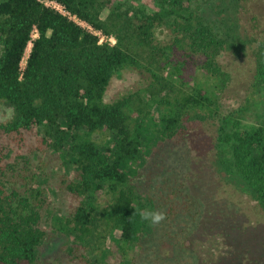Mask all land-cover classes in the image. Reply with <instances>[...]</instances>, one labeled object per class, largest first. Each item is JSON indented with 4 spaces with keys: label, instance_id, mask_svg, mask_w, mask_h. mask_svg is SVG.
Listing matches in <instances>:
<instances>
[{
    "label": "trees",
    "instance_id": "obj_1",
    "mask_svg": "<svg viewBox=\"0 0 264 264\" xmlns=\"http://www.w3.org/2000/svg\"><path fill=\"white\" fill-rule=\"evenodd\" d=\"M49 1L71 17L40 0L0 1V106L13 111L0 141L39 130L76 207L55 215L35 180L11 181L1 159L0 264H35L48 227L76 238L79 264H264V118L239 130L241 95L264 84V0H157L142 18L121 6L103 17L109 0ZM165 26L174 39L158 48ZM126 71L151 80L108 103ZM145 209L165 219L152 226Z\"/></svg>",
    "mask_w": 264,
    "mask_h": 264
},
{
    "label": "rangeland",
    "instance_id": "obj_2",
    "mask_svg": "<svg viewBox=\"0 0 264 264\" xmlns=\"http://www.w3.org/2000/svg\"><path fill=\"white\" fill-rule=\"evenodd\" d=\"M158 5L159 2L157 0H109V4L103 10V17H106L112 8L119 9V6H121L122 10L126 9L129 11L130 17L134 18V16L142 14L139 17L142 18L144 15L158 11ZM208 13L204 11V15ZM162 30L163 32L160 31L158 33L157 40L154 42L158 48L167 43L170 44L174 39V31L170 26H165ZM37 37V34H35L34 38ZM31 47L32 45H29L27 48L25 59L29 56ZM170 59L172 64H176L177 53L174 52ZM201 61L197 59L196 62ZM161 62L164 63L163 59ZM25 65L26 60L23 62V66ZM195 68L196 66H193V69ZM150 80V74H142L139 71L123 72L121 76L112 80L105 99L108 103H112L123 96L144 89ZM235 90L225 91L221 114L226 115L233 111L232 105L238 98L237 94L239 93ZM248 93L250 94L247 96L245 94L241 95L242 103L245 105L244 111L240 116L239 130L241 131H249L259 126L264 118V84H261L257 89L249 90ZM155 112L157 115L160 114V110L157 108ZM12 114V109L1 105L0 124L7 123L11 119ZM213 123L219 125V119L215 118ZM39 140V130L36 129L22 133V136H2V141H0V160L4 159L7 164L14 165L16 169L15 179L11 181H16L19 176L26 177L29 181L35 180L32 186L40 189L43 197L51 204L53 213L61 218H69L76 207L75 202L62 186L63 180L69 177V172L62 166V162L56 155H52L49 150L39 146ZM225 167L228 169L227 157H225ZM48 236L38 250L35 264H79L80 252H77V255H73L70 252L72 249L75 250L77 246L74 236L61 232V230L54 233L49 227ZM262 256L263 254L259 251L258 256H255V261L259 263Z\"/></svg>",
    "mask_w": 264,
    "mask_h": 264
},
{
    "label": "built area",
    "instance_id": "obj_3",
    "mask_svg": "<svg viewBox=\"0 0 264 264\" xmlns=\"http://www.w3.org/2000/svg\"><path fill=\"white\" fill-rule=\"evenodd\" d=\"M42 3H44L46 6L54 8L56 10H58L59 12H61L63 15H67L70 16L68 14V12L64 9L63 6H61L60 4L54 2V1H49V0H40ZM71 17V16H70ZM78 24H80L81 26L87 28L90 32H92L93 34L97 35L100 38V44L102 43H109L110 45H115L116 44V40L114 38H108L106 36H104L101 32L99 31H95L93 30L88 24H86L85 22H81L79 19L72 17ZM32 45V44H30ZM28 58V57H27ZM27 59H24V61ZM23 68H25V66H23Z\"/></svg>",
    "mask_w": 264,
    "mask_h": 264
},
{
    "label": "clouds",
    "instance_id": "obj_4",
    "mask_svg": "<svg viewBox=\"0 0 264 264\" xmlns=\"http://www.w3.org/2000/svg\"><path fill=\"white\" fill-rule=\"evenodd\" d=\"M140 217L142 221L149 223L152 226L159 224L165 219L164 214L162 212L148 209L141 211Z\"/></svg>",
    "mask_w": 264,
    "mask_h": 264
}]
</instances>
